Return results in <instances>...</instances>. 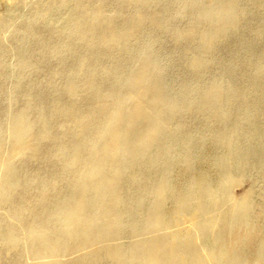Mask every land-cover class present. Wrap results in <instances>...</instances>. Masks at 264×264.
Instances as JSON below:
<instances>
[{
	"label": "bare ground",
	"instance_id": "bare-ground-1",
	"mask_svg": "<svg viewBox=\"0 0 264 264\" xmlns=\"http://www.w3.org/2000/svg\"><path fill=\"white\" fill-rule=\"evenodd\" d=\"M70 1L62 0V4L67 5ZM179 1L187 4L185 0ZM235 1L214 0L211 5L200 9L199 22L195 21L188 28L175 32L178 42L187 41L191 44L195 41L186 62L187 69L194 75H200L207 69L218 40L237 30L240 13L234 9ZM116 2L122 8L116 9L114 13L105 10L109 0H100V4L91 10H86L83 5L80 13L75 10L70 16L69 34L76 36L87 32L89 36L83 41L84 45L90 53L94 51L96 54L94 57L89 54L81 58L77 71L66 87L69 100L66 103L56 100L52 105L41 102L38 105L40 110L33 119L19 113L13 120L10 134L14 151L11 159L56 153L55 162L59 163L57 168L66 175V192H63L62 187L58 190L60 186L57 187V179L53 178L43 185H40L43 182L39 179L34 181L35 185L42 186L41 196L46 201L40 203L25 229L28 251L37 257L53 256L64 249H85L99 242H107V245L88 252L79 264H104L105 261L112 264H247L234 249L238 235L234 239L231 234L253 225V187L249 186L240 197L234 199L229 190L223 192L224 187L218 186L216 190L209 191L204 182L188 183L182 187L174 209L167 213L165 201L173 191L166 173L171 164L169 156L162 163L160 176L153 180L145 178L147 186L142 190L135 187L141 181L139 176L130 179L134 185L123 184L124 175L130 172L135 175L143 167L146 150L154 149L152 160L156 168L163 156L173 150L171 142L164 135L168 121L166 118L198 108L202 113L215 114V120H221L226 115V112L221 111L226 99L232 100L238 95L228 91L237 87L232 81V85L227 88L223 82L213 86L209 92L200 94L202 100L199 103L177 95L170 96L164 67L154 60L150 42L145 43L143 48L151 53L138 55L134 70L129 72L128 67L119 66L118 62L133 49L137 36L148 22L160 31L169 27L162 13L146 15L144 10L160 2L163 6L169 5L170 1ZM128 5L137 6L143 13L126 16L123 8ZM121 20L122 28H115V22ZM200 21L213 26L209 31H203ZM244 50L249 57L253 56L252 44L245 45ZM107 59L111 60L110 64L98 68V61ZM84 68L88 70L86 74H82ZM105 75L112 77L107 79ZM254 75L255 83L259 81L255 88L264 90V62L256 68ZM82 76H85L82 79L85 80L80 85ZM185 83L188 86L189 79ZM201 87L202 84L193 88L199 90ZM81 89L87 95L81 99V104L84 105V101L88 104V112H83L81 104L72 99ZM250 114L246 112L244 120H251ZM147 122L152 123L150 130L147 129ZM38 125L45 128L39 131ZM55 127L61 128L63 134L72 132V135L59 148L49 152L42 149L41 141L57 139ZM235 132L220 129L209 133L206 139L227 145L229 153L220 158L218 163L227 180L236 184L246 177L248 161L240 158L242 147L236 142ZM178 135L171 139L174 140ZM196 136L183 135L177 138L183 146L181 159L185 167L194 163L198 150L195 146ZM259 150L261 157H264V139ZM5 177L6 191L22 188L18 173L9 170ZM132 188H137L140 194L129 200L126 194ZM51 189L58 190L54 196L48 195ZM205 194L210 196L209 200L204 199ZM145 207L149 208L148 213L139 218L140 211ZM16 210L12 216H24V213ZM187 215L190 229L180 226ZM130 217H134V220H126ZM171 226L177 227L169 229ZM0 231L6 242L16 244L13 236L19 233L18 227L10 224L2 229L0 226ZM125 231L149 235L129 245L108 243ZM226 235L231 236L228 249L223 248L228 241ZM257 258L264 262V255H258ZM38 264L69 263L50 260Z\"/></svg>",
	"mask_w": 264,
	"mask_h": 264
},
{
	"label": "rangeland",
	"instance_id": "rangeland-1",
	"mask_svg": "<svg viewBox=\"0 0 264 264\" xmlns=\"http://www.w3.org/2000/svg\"><path fill=\"white\" fill-rule=\"evenodd\" d=\"M99 1L71 0L69 4L63 5L62 0H0V226L3 229L12 224L20 230L13 236L15 245L6 242L0 235V264H38L50 260L79 264L88 252L107 245V242H99L85 249L77 247L64 249L53 256L37 257L29 253L25 229L33 219L40 203L46 201V198L41 196L42 186L35 185L34 181L39 179L43 182L40 185H43L53 178L57 179V187L60 186L58 190L63 188V192H66V175L57 168L59 163L55 162L58 156L56 153H40L36 158L11 159L14 146L10 134L13 120L19 113L33 119L40 110L39 103L45 102L52 105L56 100L61 103L69 100L66 87L77 71L81 58L89 54L94 57L96 52L90 53L89 48L84 45L83 41L89 36L87 32H81L76 36L69 34L68 21L75 10L80 13V9H83L85 5V9L89 11L99 5ZM164 1H170L169 5L163 6L160 2L146 8L144 12L146 15L153 12L162 13L168 20L169 27L165 31H160L148 22L142 33L137 36L133 49L118 62L119 66H126L131 72L136 67L137 56L149 55L152 51L154 60L164 67L165 82L170 96L177 95L187 98V101L193 100L199 103L202 100L200 94L209 92L213 86L223 82L227 88L232 85V81L237 87L228 91L238 96L232 100L226 99L225 105L221 108L226 115H223L221 120H215V114L202 113L198 108L185 110L183 114L166 118L168 121H166L167 128L164 135L171 142L173 150L165 157L163 156L157 168L152 160L154 149L146 150L143 155L145 159L143 167L139 172H135V175L133 172L124 175L123 184L134 185L131 184L130 179L132 176H139L141 181L137 182L135 187L142 190L144 186H147L145 178L153 180L152 178L156 179L160 176L162 163L169 156L171 164L166 173L173 191L165 201L164 207L167 213L176 206L182 187L189 184L204 182L209 191H214L221 186L224 187L223 192L225 193V189L229 190L234 199L240 197L246 189L253 187L251 207L253 225L240 229L239 234L236 230L234 235L231 234L232 232L230 234L232 237L238 235V243L234 249L235 252H239L236 254L247 261V264H264L257 260L258 255H264V157H261L259 152L261 141L264 139V90L255 88L259 81L255 83L254 75L256 68L264 62V0L234 2V9L240 13L238 28L218 40L216 50L211 55V63L200 75H194L186 65L195 41L191 44L187 41L178 42L175 32L188 28L195 21L199 22L200 9L211 5L214 0H196L195 3L185 0L187 4L179 0ZM119 8L122 7L116 0H109L105 10L114 13ZM123 10L128 17L143 13L135 5H128ZM200 22L203 31H209L213 26L208 22ZM114 26L121 29L122 20L115 22ZM147 42L152 43L151 51L143 48ZM247 44H252L254 48L252 57H249L244 50ZM110 62L109 59L100 60L98 68ZM87 71L86 68L82 69V74H86ZM84 77H81L80 85H83ZM104 77L111 79L112 76ZM187 79H189L188 86L185 83ZM200 84L202 87L199 90L193 88ZM85 96L87 97L86 93L81 89L72 99L81 104V99ZM83 103L85 104H81L82 111L88 112V104L85 101ZM246 112L252 115L249 121L244 120ZM146 126L150 130L152 123L147 122ZM44 128L43 125L37 126L39 131ZM220 129L236 130V142L242 147L240 158L248 161L246 177L236 184L227 180L228 177L222 173L218 163L220 158L229 153L227 145H220L211 139H206L209 133ZM54 131L58 138L41 141L42 149L53 151L72 135V132L63 134L61 128L57 127ZM176 134H179L178 137L197 135L195 146L198 150L195 153L194 163L190 167H185L182 162L183 146L177 140L178 137L171 139ZM175 141L177 142L174 143ZM9 170L18 173L23 183L21 189L10 192L5 190L7 186L5 174ZM58 190L51 189L48 195L54 196ZM139 194L140 191L137 188H132L127 191L126 196L129 200H133ZM203 197L206 200L210 199L208 194ZM192 201L194 202L195 199L192 198ZM225 208L228 209V207ZM15 209L17 212L24 213V216L20 218L12 216ZM148 211L147 207L142 209L138 215L139 218L146 216ZM186 217L188 220L184 219L180 226L190 229L188 215ZM130 219L132 221L134 217L126 220ZM176 227L171 226L169 229ZM148 235L144 232L134 234L125 231L108 243L129 245ZM231 236L226 235L228 241L224 243V249L229 248L228 242ZM104 264L112 263L105 261Z\"/></svg>",
	"mask_w": 264,
	"mask_h": 264
}]
</instances>
